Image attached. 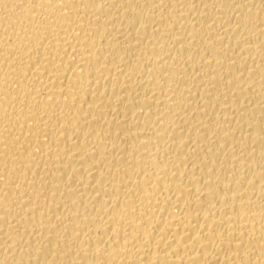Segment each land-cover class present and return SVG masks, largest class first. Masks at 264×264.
<instances>
[{
	"label": "bare ground",
	"instance_id": "1",
	"mask_svg": "<svg viewBox=\"0 0 264 264\" xmlns=\"http://www.w3.org/2000/svg\"><path fill=\"white\" fill-rule=\"evenodd\" d=\"M0 264H264V0H0Z\"/></svg>",
	"mask_w": 264,
	"mask_h": 264
}]
</instances>
